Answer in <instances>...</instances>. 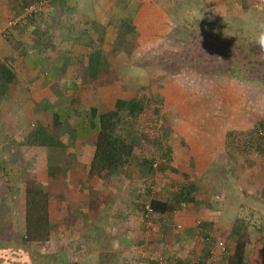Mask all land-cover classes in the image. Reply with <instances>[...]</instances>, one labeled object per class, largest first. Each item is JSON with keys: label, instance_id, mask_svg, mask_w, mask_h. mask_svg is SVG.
Segmentation results:
<instances>
[{"label": "crops", "instance_id": "1", "mask_svg": "<svg viewBox=\"0 0 264 264\" xmlns=\"http://www.w3.org/2000/svg\"><path fill=\"white\" fill-rule=\"evenodd\" d=\"M31 1L35 0H0V56L7 59L14 72L13 80L0 95V204H12V218L21 222L25 192L31 188L51 191L48 214L52 228L46 242L59 245L62 238L68 245L64 248L52 246L48 252L62 250L66 261L75 263L77 258L93 252L97 258L95 262L98 261L95 264H107L109 255L128 252L126 243L129 240L136 238L138 245L145 243L147 231L143 229L147 224L142 221L137 208L139 200L145 197V182L152 183L163 177L162 185L168 189L166 193L162 191L164 188L155 195L160 199L168 197L176 188L173 186L183 184L180 179L184 174L193 171L188 168L186 160L189 155H194L193 151L197 153L199 150H195L192 137L184 146L180 143V148L170 150L168 161L160 155L161 150L158 151L154 156L157 162L153 161L152 167L162 163L167 165L161 172L155 168L146 169L148 167L143 162L153 159V156L149 150L135 147L121 170L101 178L89 175L88 164L98 126L96 118H91L87 110L91 107L99 112L109 110L115 99H128L140 85H135L138 83L135 76L121 83L116 81L119 66L110 57L116 51L111 46L108 52H104L99 45L102 36L98 38L95 32L92 34V29H95L91 26L97 25L100 16L103 17L104 8L100 0H39L43 3L42 15L24 25L8 26L22 6ZM155 5L149 3L145 8L156 11ZM223 5L218 4L222 9ZM150 18L151 14L148 20ZM107 22L108 18L105 19ZM97 48L101 49L108 63V77L96 81L87 74V54ZM41 104L46 105V114H42ZM173 111L175 120L180 123L179 130H182L185 118L179 116L186 115V111L182 104H176ZM51 112L57 118L55 130L51 133L54 144L35 143L32 134L40 126L47 132L51 131L52 120L47 118ZM241 114L243 112L239 109L229 115L228 109L230 117L227 124L225 126L221 122L219 127L223 150L213 155V161L209 160L215 168L216 161H222L221 177L228 182V190L222 189L221 192L223 195L227 193L223 202L218 197L214 200L216 194L210 193L208 180L211 175H208L197 183L188 182L196 186L190 203L171 213L155 216L149 223L152 227L150 232L157 236L150 240L154 244L158 242L164 253L168 254V248L177 255L181 252L180 243L186 246L192 240L200 243L199 251L211 241L213 244L214 241L225 240L226 245H232L229 236L232 220L240 216L238 210L243 207L247 208L252 220L263 223L264 151L240 150V156L236 157L232 153L234 150H226L224 134L233 129L243 131L252 128L264 117V111L259 112L258 108L256 117L245 121L239 118ZM185 122L188 123L187 119ZM193 174L190 173V177ZM202 182L206 184L201 186ZM89 201L97 203L92 214L88 211ZM217 202L221 205L217 206ZM178 210H181L180 219L176 223L180 224L173 230L171 224L164 220L168 215H175V219ZM102 220L104 224H101ZM255 238L258 239L257 231L248 225L244 259L248 251L257 249ZM126 261L133 264V258L129 261L126 257Z\"/></svg>", "mask_w": 264, "mask_h": 264}, {"label": "rangeland", "instance_id": "2", "mask_svg": "<svg viewBox=\"0 0 264 264\" xmlns=\"http://www.w3.org/2000/svg\"><path fill=\"white\" fill-rule=\"evenodd\" d=\"M223 1L100 0V4L104 8L103 17L100 16L97 25L91 26L95 29H92V34L95 32L98 38L102 36L101 40L104 39V41L100 40V47L104 52H108L116 32V29L111 26L117 18L125 17L132 22L135 33L129 38L132 40L129 54L117 48L118 50H114L116 52H112L111 56L108 53L107 56H110L113 63L119 66L116 69L119 73L116 75L117 82L128 81L132 76H135V82H138L135 85H144L146 89H150L157 96L156 98L161 100L160 104L153 105L156 108L161 106V111H159L161 118L156 124L158 133L157 129L148 130V126H146V135L149 138L147 141L139 142L140 150L141 146H144L152 151L151 148H158L160 143V147L166 149L165 152L169 159L171 157L170 150L180 148V143L184 146L193 137L196 145L195 150L199 151L197 153L193 151L194 155H189L186 161L188 168L193 170L190 173L194 174L192 177H190V173L184 174L180 181L183 184L190 181L197 183L201 178L211 175L208 180L210 182L208 185L211 186L208 189L213 195L216 194L214 200H218V197L221 202L227 195V193L223 195L221 192L222 189L228 190V182L221 177L223 173V170H220L222 161H216V168L210 163L213 161V155L216 156L217 152L223 150L219 136L222 134L219 132L221 122L226 126L230 113L239 109L243 112L239 117L243 121L256 117L258 108L259 112L264 111V91L260 90L261 86L245 81L243 69L234 68L238 78L230 77L226 70L231 64L240 63L244 51L238 46L245 45L247 42L255 43L260 31L264 30L260 27V25H264V0H229L231 1L229 3ZM149 3L157 4L155 5L156 11L146 10L145 6ZM255 3L256 6H254ZM218 4H224L225 7L222 9ZM150 14L151 18L148 20ZM106 18L111 23L110 25L105 23ZM241 73L242 75H240ZM44 102L46 103V101ZM176 104H182V109L186 111V115L179 116L188 121L187 123L183 120L182 130H179L180 123L175 120L173 110ZM40 106L42 114H46L48 110L44 109L46 105L41 104ZM153 106L149 104L145 109L148 121L152 118ZM52 115L54 114L51 112L47 116L50 121ZM156 115L158 116V112ZM250 130L253 133L252 128L243 131L233 129L227 134L225 133L226 150H234L232 153L236 157L240 156V150H264V147L263 149L261 146L256 147L255 137L250 138ZM227 131L228 128H226ZM246 156L248 157L247 154ZM160 158L162 156L158 157L159 160ZM153 160L157 162L156 159L153 158ZM192 167L196 170L194 171ZM179 176L177 175V177ZM151 182L153 192L159 193L165 188L162 191L166 193L168 188L162 185L163 177ZM201 184L204 186L206 183L202 182ZM144 187L145 184L143 189ZM216 205L220 206L221 203L217 202ZM193 206L191 204V207ZM180 211L176 212L175 219V215L165 217L164 222L171 224L173 230H176V225L180 224L176 223V220L180 219ZM238 211V214L245 217L246 221L251 219L247 226L258 231V239L255 238V241H258L255 244L257 249L248 251L245 264H259L261 258L259 240L264 238V221L261 223V221L252 220L246 207ZM102 221L101 224H104V220ZM152 221L153 219H150L149 223L151 224ZM15 222L17 224L16 231H21L22 221L18 222L17 219ZM149 223L143 229V231H147L144 244L138 245L139 243L135 242L136 238L132 241L129 240L126 243L129 248L128 252L125 254L115 252L113 256L109 255L107 264H114V261L120 262L119 264H128L126 257L129 261L133 258V264H178V261L183 264H222L226 261L225 249L220 252L213 245L215 241L213 244L212 241L211 244L208 243L201 251L198 250L199 242L192 240L187 242L186 246L180 243L181 252H177L179 254L176 255V252L168 248L166 250L168 254H166L158 247V242L154 244L150 240L157 236H153L150 232L152 227ZM114 233L118 234V232ZM255 236L256 234H253V237ZM14 237L18 238L16 235ZM59 241L61 243L59 245L54 243V246L52 242L42 243L39 248L40 252H48L52 246L64 248L68 245L62 238ZM224 241L222 242L224 243ZM224 245L225 248L226 244L224 243ZM115 249H120V247H115ZM169 254L173 257L167 256ZM95 256V253L87 252L83 257L77 258L78 262L75 264H95L98 262H95L97 259ZM93 259L95 260L92 262Z\"/></svg>", "mask_w": 264, "mask_h": 264}, {"label": "trees", "instance_id": "3", "mask_svg": "<svg viewBox=\"0 0 264 264\" xmlns=\"http://www.w3.org/2000/svg\"><path fill=\"white\" fill-rule=\"evenodd\" d=\"M37 1L39 0L31 2ZM38 16L33 15L28 21ZM106 24L110 25L111 23L108 21ZM111 27L116 29L112 49H122L129 54L132 45V40L129 38L135 33L134 25L127 18L120 17L117 18ZM238 47L244 51V55L240 59L239 64L237 62L233 63L226 69L229 76L238 78L235 75V69H243V79L252 84L254 83L256 86H261L260 90L264 91V50H261L256 43L251 42ZM87 66V74L96 79V81L103 79V77H108V63L103 58L101 49H92L87 54ZM13 78V69L8 64L7 59L0 56V95L5 92ZM156 97L150 89H146L144 85H140L128 99H115L113 107L109 110L99 112L95 107L87 110L91 118H96L98 126L91 159L88 164L89 175L101 178L111 175L112 172L121 170L131 157L133 148H140L139 142L148 140L146 126H148V130L154 131L157 129L158 133V126L156 124L161 118L159 113L161 106L156 108L153 105L160 104L161 100ZM149 104L153 106V111L152 118L148 121L145 109ZM156 112H158V116ZM52 117L50 132H47L40 126L32 134L35 143L40 145L54 144L51 133L53 134L55 130L57 118L55 115H52ZM252 129L253 133L251 132L252 130L249 131L251 132L250 138L255 137L256 147L261 146L263 149L264 117L258 120ZM158 145V148L152 147V151L144 146L141 147L142 150H149L153 158L161 150L160 155L164 156V159L168 161L167 154H164L166 149L161 148L160 143ZM153 161L151 159L143 162L148 167L146 169L155 168L162 172L167 167L163 163L160 165L155 164L152 167ZM170 170L174 171L173 168H170ZM195 190L196 186L193 183L180 184L178 187L176 186L173 192L169 193L168 197L160 199L155 195L156 192L151 190L150 182H145L143 189L145 197L137 203L142 221L148 224L150 219H154L155 216L171 213L182 205L190 203ZM51 194V191H44L40 188H31V190L25 192L22 229L18 232L15 229L17 224H14L15 220L12 218V204H0V264H75V262L66 261L62 250L57 253L40 252L39 250L42 243L49 239L52 228L48 214V201ZM96 209L97 203L89 201V213L92 214ZM196 223L197 226H201L199 222ZM247 224L248 222L242 216L235 217L232 220L229 232L232 245H226L225 252L227 258L222 264H245ZM13 234L18 238H15ZM259 243L261 245L259 264H264V238L260 239ZM178 264H183V262L178 261Z\"/></svg>", "mask_w": 264, "mask_h": 264}, {"label": "built area", "instance_id": "4", "mask_svg": "<svg viewBox=\"0 0 264 264\" xmlns=\"http://www.w3.org/2000/svg\"><path fill=\"white\" fill-rule=\"evenodd\" d=\"M259 1H263V0H259ZM256 5L257 4L255 3L254 6ZM42 13H43V3L41 1L30 2L25 6H23L21 11L12 20L9 21L8 26H12L16 24L24 25L27 23L30 17H32L33 15L34 16L42 15ZM145 208H147V206H145ZM215 246L220 252H223L225 249L224 243L220 240L216 241Z\"/></svg>", "mask_w": 264, "mask_h": 264}, {"label": "clouds", "instance_id": "5", "mask_svg": "<svg viewBox=\"0 0 264 264\" xmlns=\"http://www.w3.org/2000/svg\"><path fill=\"white\" fill-rule=\"evenodd\" d=\"M261 29H264V25H260ZM255 43L257 46L261 49L264 50V30H261L258 38L256 39Z\"/></svg>", "mask_w": 264, "mask_h": 264}]
</instances>
